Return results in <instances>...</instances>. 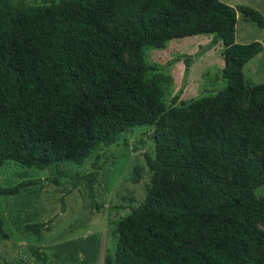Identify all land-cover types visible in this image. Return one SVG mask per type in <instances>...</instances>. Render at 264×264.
I'll return each instance as SVG.
<instances>
[{
    "label": "trees",
    "instance_id": "trees-1",
    "mask_svg": "<svg viewBox=\"0 0 264 264\" xmlns=\"http://www.w3.org/2000/svg\"><path fill=\"white\" fill-rule=\"evenodd\" d=\"M238 13L264 29L259 11L221 0H0V167L81 166L135 127H156L151 184L105 264H264V84L246 85L243 71L264 41L236 42ZM200 35L223 42L227 87L168 109L170 79H149L127 56ZM103 166L79 179L92 197Z\"/></svg>",
    "mask_w": 264,
    "mask_h": 264
},
{
    "label": "rangeland",
    "instance_id": "rangeland-1",
    "mask_svg": "<svg viewBox=\"0 0 264 264\" xmlns=\"http://www.w3.org/2000/svg\"><path fill=\"white\" fill-rule=\"evenodd\" d=\"M23 1L39 6L47 0ZM221 1L232 7H251L264 16V0ZM213 40L214 35L174 39L162 48L148 46L140 56L128 55L127 59L149 67V79L168 77L170 81L161 85L165 102L168 109L179 108L226 89L225 46ZM257 41H264V29L238 13L236 42ZM243 71L246 85L264 84V51ZM155 130V126L135 127L113 146L95 151L81 166L36 170L9 161L0 167L2 188L41 180L17 195L0 194V220L10 235L9 240H0V264H82L83 259L88 264H105L107 256L114 257L119 222L143 203L151 184L145 154L155 156ZM98 161H104V166L92 197L89 187L79 179L91 173ZM255 194L264 197V185ZM39 224L43 225L39 234L26 229Z\"/></svg>",
    "mask_w": 264,
    "mask_h": 264
}]
</instances>
